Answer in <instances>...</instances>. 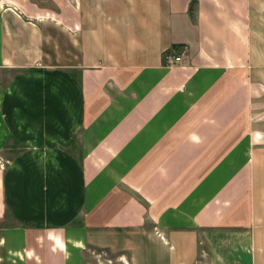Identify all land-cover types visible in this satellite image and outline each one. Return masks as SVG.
I'll use <instances>...</instances> for the list:
<instances>
[{"label": "crops", "instance_id": "crops-1", "mask_svg": "<svg viewBox=\"0 0 264 264\" xmlns=\"http://www.w3.org/2000/svg\"><path fill=\"white\" fill-rule=\"evenodd\" d=\"M25 3L0 4V264H264V0Z\"/></svg>", "mask_w": 264, "mask_h": 264}, {"label": "rangeland", "instance_id": "rangeland-1", "mask_svg": "<svg viewBox=\"0 0 264 264\" xmlns=\"http://www.w3.org/2000/svg\"><path fill=\"white\" fill-rule=\"evenodd\" d=\"M16 1L19 4L21 2H26L29 7L33 6L32 3H35L36 6L41 7L43 10L51 11L52 3H55L56 0H0V4L13 3ZM204 250H206V245L200 244L201 254L195 264H205V256H203ZM87 255L93 264H116L119 261V255L104 249H87Z\"/></svg>", "mask_w": 264, "mask_h": 264}, {"label": "built area", "instance_id": "built-area-1", "mask_svg": "<svg viewBox=\"0 0 264 264\" xmlns=\"http://www.w3.org/2000/svg\"><path fill=\"white\" fill-rule=\"evenodd\" d=\"M180 59H181V56H180V55H175V56H171V57L168 59V61H169V63H174V62H178V61H180Z\"/></svg>", "mask_w": 264, "mask_h": 264}, {"label": "trees", "instance_id": "trees-1", "mask_svg": "<svg viewBox=\"0 0 264 264\" xmlns=\"http://www.w3.org/2000/svg\"><path fill=\"white\" fill-rule=\"evenodd\" d=\"M192 7H193V3L190 4V9H191ZM1 224H2V223H0V225H1Z\"/></svg>", "mask_w": 264, "mask_h": 264}]
</instances>
